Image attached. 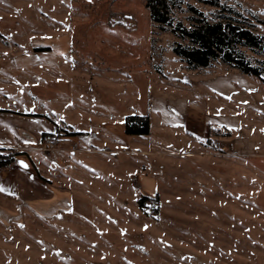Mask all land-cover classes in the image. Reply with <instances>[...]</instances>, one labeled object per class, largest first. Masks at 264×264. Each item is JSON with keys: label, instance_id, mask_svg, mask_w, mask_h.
<instances>
[{"label": "rangeland", "instance_id": "1", "mask_svg": "<svg viewBox=\"0 0 264 264\" xmlns=\"http://www.w3.org/2000/svg\"><path fill=\"white\" fill-rule=\"evenodd\" d=\"M179 1L174 24L190 26V6L211 21L218 13L204 0ZM220 1L264 36V0ZM176 43L189 45L152 23L145 0H0V106L79 128L99 115L109 132L98 142L109 138L115 151V164L60 166L79 182L72 212L0 223V264H264V83L250 77L258 91L225 110L238 121L235 144L253 143L254 155L211 147L228 144V130L197 154L175 142L154 105L197 99L212 112L220 107L203 76L240 72L220 62L190 69ZM131 115L150 117L149 135L126 134ZM141 196L158 201L141 209Z\"/></svg>", "mask_w": 264, "mask_h": 264}, {"label": "crops", "instance_id": "2", "mask_svg": "<svg viewBox=\"0 0 264 264\" xmlns=\"http://www.w3.org/2000/svg\"><path fill=\"white\" fill-rule=\"evenodd\" d=\"M203 78L205 84L212 86V89L207 86L206 89L209 95H214L211 98L220 108L210 112L197 99H188L170 110L165 103L159 102L153 108L160 113L162 125L174 128L172 137L175 142L198 147L197 154L208 155L204 150L213 147L224 153L229 151L234 157L253 156V143L246 146L241 142L235 144L237 131L234 129L238 121L236 117L228 116L225 110L228 109L226 105L233 103L232 99L245 90L257 92L258 82L237 72L207 74ZM221 109L224 111L221 112ZM83 120H79L82 121L79 128L73 124L74 119H64L62 115L51 117L22 111L15 106H0V152L15 150L23 153L14 163L20 165L19 168H0V187L5 189L0 191L2 225L12 227L22 224L26 212L50 220L58 218L61 212L73 211L77 193L80 192L77 189L79 182L64 174L60 166L69 171L74 164L73 172H78L82 167L79 164H115L109 158L115 155V151L109 148V138H106V143H99L97 139L104 128L109 132V127L102 126L99 115ZM223 130H228L231 135L228 144L208 146L211 138L223 137ZM51 133L60 135L54 149L43 142V136Z\"/></svg>", "mask_w": 264, "mask_h": 264}, {"label": "trees", "instance_id": "3", "mask_svg": "<svg viewBox=\"0 0 264 264\" xmlns=\"http://www.w3.org/2000/svg\"><path fill=\"white\" fill-rule=\"evenodd\" d=\"M217 8L215 20L211 21L196 7L190 6L194 16L189 27L182 22L174 24V11L180 6L179 0H145L149 17L162 32H171L179 38L189 41V45L176 43L174 53L186 62L190 69L209 68L214 62H220L242 75L256 77L264 83V36L254 32L244 22V17L231 6L220 0H204ZM40 48L37 51H48ZM252 52L259 58L249 54ZM127 135L144 136L150 134L148 115H131L125 118ZM23 153L10 150L0 152V168H6ZM151 201L141 196L138 206L144 209Z\"/></svg>", "mask_w": 264, "mask_h": 264}, {"label": "built area", "instance_id": "4", "mask_svg": "<svg viewBox=\"0 0 264 264\" xmlns=\"http://www.w3.org/2000/svg\"><path fill=\"white\" fill-rule=\"evenodd\" d=\"M60 135L58 134H45L43 136V142L48 145L51 149H54V146L58 144Z\"/></svg>", "mask_w": 264, "mask_h": 264}, {"label": "snow or ice", "instance_id": "5", "mask_svg": "<svg viewBox=\"0 0 264 264\" xmlns=\"http://www.w3.org/2000/svg\"><path fill=\"white\" fill-rule=\"evenodd\" d=\"M23 163V162H21ZM5 189H3L2 187H0V191H4ZM145 227H147V225H145Z\"/></svg>", "mask_w": 264, "mask_h": 264}]
</instances>
